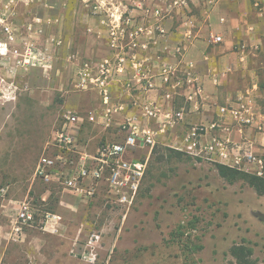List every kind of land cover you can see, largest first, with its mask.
Listing matches in <instances>:
<instances>
[{
  "label": "rangeland",
  "instance_id": "1",
  "mask_svg": "<svg viewBox=\"0 0 264 264\" xmlns=\"http://www.w3.org/2000/svg\"><path fill=\"white\" fill-rule=\"evenodd\" d=\"M36 3L31 12L19 14L14 28L17 39L11 46H22L24 40L43 44L51 32L62 37L61 10H66L67 5L74 10L70 14L74 21L82 19L83 14L93 15L86 5L89 3L83 0ZM114 3L119 7L117 17L120 15L124 22L130 17L125 9L135 3L131 0H114ZM143 3L149 7H173L174 0ZM188 3L189 0L182 3L186 11ZM31 14L43 18L50 15L57 21L52 28L44 27L37 36L22 26L31 21ZM139 18L136 22L157 21L151 15ZM173 30L177 31L171 26L167 33ZM158 34L155 28L149 33L154 37ZM106 35L108 39V31ZM4 62L0 60V187L6 186L7 192L0 195V205L11 198L27 199L41 210L62 216L56 232L43 231L37 225L24 226L23 233L29 229V244L37 252L36 256L30 252L27 256L25 252L15 264H238L230 249L239 245L251 249L246 258L248 263L264 264V222L260 219L264 214V193L248 177H259L257 184L263 189L264 173L257 174L253 168L230 167L238 172L226 178L219 174L217 161L170 152L158 144L128 209L107 202L104 189L86 202L63 190L61 185L43 183L34 175L39 156L59 129L63 110L60 77L45 92L43 89L48 85L43 74L37 79L29 77L30 67L43 66L17 67L13 58ZM10 68L16 71L6 72ZM70 68L65 86L74 93L80 90L76 86V70ZM33 89L43 93L32 98L29 95ZM45 99L51 102L47 105ZM93 232L99 234V241L92 249L85 241ZM23 240L20 244L27 242L26 237Z\"/></svg>",
  "mask_w": 264,
  "mask_h": 264
},
{
  "label": "crops",
  "instance_id": "2",
  "mask_svg": "<svg viewBox=\"0 0 264 264\" xmlns=\"http://www.w3.org/2000/svg\"><path fill=\"white\" fill-rule=\"evenodd\" d=\"M131 1L135 5L125 9L132 19L131 23L138 21V17L146 18L144 0ZM174 1L176 4L171 8L170 15L151 23L145 22L148 26L158 24L164 32L156 37L151 35L140 39V43H147V48H136L137 57L143 63L141 73L150 78L154 88L145 91V80L139 81L128 67L123 74L109 81V103L122 105L123 114L139 113L132 102L141 103L147 97L158 100L168 89L172 94L171 100L163 102L175 110L182 109L184 113L174 134L202 123L206 126L204 137L210 133L226 135L233 141L241 142L264 160V0H189L185 5L187 11L182 5L186 0ZM71 7L67 5L66 10H61V47L45 67H30L29 77L37 79L38 75L43 74L48 85L43 89L45 92L50 91L49 86L54 85L60 77L59 90L63 97L60 106L63 110L59 127L66 111L82 117L71 127L77 138L72 147V154L76 157L79 153H92L97 142L104 138L121 139L122 135L116 127L120 117L111 121L109 126H105L99 118L105 106L100 88L90 85L72 93L65 86L69 67L75 71L78 60L91 59L96 62L113 54L106 35L111 30L107 17L103 14H83L82 19L74 21L70 15L74 11ZM102 19H105L104 23ZM171 26L177 31L167 33ZM216 34L221 36L218 43L210 38ZM75 53L78 54L77 60L70 55ZM163 69L168 70V82L163 81ZM39 92L33 89L29 96L38 98L36 94ZM238 95H244L251 101V123L242 131L235 121L218 113L219 105L234 101ZM46 100L45 104L48 105L51 99ZM89 111L95 115L94 121L86 118ZM212 123H216L217 127L210 128ZM9 201L14 204L3 201L0 205V264H15V260H22L21 255L25 252H30L32 256H36L34 254L37 252L29 244V229L23 233L20 241L9 238L10 218L22 200L11 198ZM11 208L14 210L11 211ZM25 237L27 242L20 244Z\"/></svg>",
  "mask_w": 264,
  "mask_h": 264
},
{
  "label": "built area",
  "instance_id": "3",
  "mask_svg": "<svg viewBox=\"0 0 264 264\" xmlns=\"http://www.w3.org/2000/svg\"><path fill=\"white\" fill-rule=\"evenodd\" d=\"M38 0H0V60L13 58L17 67L46 66L49 60L56 55L61 47L62 37L55 36L52 32L45 37V41L39 45L36 41L24 40L23 45L11 46L17 39L14 28L19 14L31 12ZM90 6L93 15H105L111 30L108 31V45L113 49V54L104 57L101 61L93 62L84 59L77 63L76 86L78 90L86 89L93 85L100 88L104 108L99 114L101 122L105 126L111 125V121L120 117L116 127L121 133V139L104 138L97 142L92 153H79L73 156V148L77 142L76 134L72 130V124L78 123L82 117L75 112L63 113V122L59 129L55 130L51 142L45 147L39 156L34 175L43 183H54L62 186L78 198L88 202L104 189V198L111 204H116L128 209L135 200L144 179L148 161L155 145L164 146L185 152L197 157H208L223 165L246 169L253 168L257 174L264 173V160L254 154L241 142H236L223 134H212L204 137V124L192 125L180 134H174L175 127L183 118V110H175L166 106L164 101L171 100V91L165 90L158 100L145 98L141 103L132 102L137 106L139 113L131 112L123 114V106L111 104L108 100L107 87L109 81L116 75L123 74L129 67L134 71L135 77L145 80L144 89L149 91L154 88L153 82L141 73L143 63L138 59L136 48H147V43L139 42L140 39L149 38L153 28L159 34L164 30L158 24L145 25L131 23V17L124 22L121 16L117 17V6L114 0H83ZM176 4V1H174ZM173 4V5H174ZM141 8V6H138ZM171 6L143 7L144 15L151 14L157 20L171 13ZM31 21L23 23L37 36L41 35L44 27L52 28L57 19L50 15L41 17L31 14ZM105 19H102L104 23ZM123 22V23H121ZM150 23V22H149ZM26 38V37H25ZM211 41H221L220 35H211ZM21 47V48H20ZM78 57V54H70ZM48 61V62H47ZM14 68L6 69L12 74ZM164 82H168V70H162ZM113 113L118 115L114 116ZM219 116L231 118L242 131L251 123V101L244 95H238L234 101L226 102L218 106ZM87 119L95 120L92 112H87ZM227 118V119H228ZM116 121V120H115ZM217 127L212 123L210 128ZM6 193V187H0V195ZM62 222V216L58 212L41 210L31 201L24 199L19 203L14 214L10 218L9 238L12 241H20L24 226H39L43 231L56 232ZM99 241V234L91 233L86 246L92 249ZM89 254V253H88ZM93 256V253L90 251ZM93 258V257H91Z\"/></svg>",
  "mask_w": 264,
  "mask_h": 264
},
{
  "label": "trees",
  "instance_id": "4",
  "mask_svg": "<svg viewBox=\"0 0 264 264\" xmlns=\"http://www.w3.org/2000/svg\"><path fill=\"white\" fill-rule=\"evenodd\" d=\"M157 148H158V145H155L153 147L151 155H153L157 151ZM163 149L168 150L170 152H176L177 154L182 153V151H179V150L167 147V146L163 147ZM160 158L163 159L164 158L163 155ZM217 169H218L219 174L226 178L233 177L234 174L238 172L236 169L227 167L226 165H223L220 163L217 164ZM248 177L250 178V182L256 187V189L258 191L263 190L262 192L264 193V188L261 189L262 187H260L259 184H257L259 177L254 176V175H249ZM230 252L234 254V256L237 258L238 264L239 262H243L244 264H256L254 262L248 263V261H246L247 256L251 254V249L249 247H245L243 245L232 246L230 249Z\"/></svg>",
  "mask_w": 264,
  "mask_h": 264
},
{
  "label": "water",
  "instance_id": "5",
  "mask_svg": "<svg viewBox=\"0 0 264 264\" xmlns=\"http://www.w3.org/2000/svg\"><path fill=\"white\" fill-rule=\"evenodd\" d=\"M260 219L264 222V214L260 215Z\"/></svg>",
  "mask_w": 264,
  "mask_h": 264
}]
</instances>
